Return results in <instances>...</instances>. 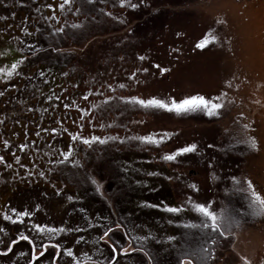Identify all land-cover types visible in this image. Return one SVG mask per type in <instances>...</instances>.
Instances as JSON below:
<instances>
[{"label":"rangeland","instance_id":"1","mask_svg":"<svg viewBox=\"0 0 264 264\" xmlns=\"http://www.w3.org/2000/svg\"><path fill=\"white\" fill-rule=\"evenodd\" d=\"M2 1L9 2L0 0V5ZM16 2L10 0L11 5ZM84 3L98 12L88 17L92 28L87 38L95 42V48L86 57L90 68L86 82L79 83H88L94 93L92 107L86 103L73 114L78 125L71 128L94 142V149L102 150H95L86 162L83 159L81 167L106 199L108 210L122 212L121 200L129 195L132 201L124 212L131 216L132 235L142 246L155 250L164 263L173 248L192 241L202 216L193 203L185 204L188 197L204 203L220 220L227 219L229 212H239L242 217L226 233L228 241L214 254V264H244L241 257L260 264L264 214L253 215L260 212V205L251 192L264 200L262 6H256L255 0H124L123 5L120 0H84L82 12ZM8 13L0 6V141L8 143L0 142V264H84L89 260L110 264L116 253L99 238L95 207L88 206L70 184L53 179L34 184L39 175L33 172L34 160L27 161L29 147L21 144L35 141L30 129H21L17 122L30 115V90L11 69L17 53L29 50L30 41L13 37ZM85 14L73 18L77 23L70 27L81 24ZM87 24L81 25L83 32ZM201 40L208 42L198 48ZM87 64L82 68L87 69ZM133 95L177 101L203 95L209 100L218 97L216 102L223 107L209 116L203 109L177 113L121 99ZM109 96L116 102H106ZM67 122L71 119L59 124ZM9 132H15L14 142L5 139ZM25 134L30 137L27 141ZM142 135L153 140L140 141ZM93 136L99 140L92 141ZM191 144L196 148L177 152ZM173 152L177 155L172 160L165 159ZM167 207L182 211L169 212ZM21 211L30 215L19 217ZM118 224L117 238L124 229ZM131 258L118 257L111 264H130Z\"/></svg>","mask_w":264,"mask_h":264},{"label":"trees","instance_id":"2","mask_svg":"<svg viewBox=\"0 0 264 264\" xmlns=\"http://www.w3.org/2000/svg\"><path fill=\"white\" fill-rule=\"evenodd\" d=\"M83 1L70 0L66 8L60 7L63 0H53V2L52 0L51 2L50 0H17L15 5H11L9 0L8 4L2 1L0 5L9 10L6 20H8V26L15 31L13 37L19 36V38L30 41L29 50L23 52L22 55L17 53L14 62L15 67H11V69L14 68V71H17L16 78L19 82H23L24 88L29 87L28 90H30V115H26L24 119H18L17 122L21 129L23 126L25 130L27 127L30 129L35 141L29 145L27 137L29 139L30 137L25 134L24 139L27 142L21 144V146L29 147L27 161L32 162L34 160L35 169L33 172L39 175L38 181L34 184L43 185L45 179L49 181L53 179L61 184L72 185L74 192L80 194L88 206L95 207L97 217L95 228L100 229L99 238L104 232L112 229L109 235L105 237L108 247L116 250L117 258H130L131 256L130 264H179L184 259L190 261V264H214L216 258L214 254L217 255V252L223 248L224 243L228 240L225 236H219V233L214 232L211 228L201 227L202 222H208L206 217L200 216L199 223L197 226L195 225L194 235L190 238L192 241L189 244L182 241V245L173 248L172 253L167 256V263H164L159 260L155 250L151 251L142 246L137 238L132 235L130 231L131 216L124 212L132 201L129 195L127 198H123L126 200H121V204H124L122 212L108 210L106 199L99 196L97 189L90 181L89 174L81 167L83 159L86 162L90 155L94 156L95 150L102 151L94 149V142L83 143V139L88 140V137L74 134L75 131L71 128L74 124L78 125L73 114L82 109L86 103L89 104V108L92 107L90 99L94 93L88 83H79L81 79L86 82V75L89 74L88 71L90 70L87 62H85L88 59L86 57L91 55L95 48L93 46L95 42L92 43L87 38L90 34L87 32L92 28V22H89L88 17H91L92 13L98 12L88 9L92 2L91 4L84 3L86 14L78 28L70 27L71 24L77 23H73V18L78 19L85 13L82 12ZM12 9L18 10V13L11 12ZM68 12L71 15H68ZM69 16L72 19L68 20ZM84 23H88L86 27L83 25L85 32L81 29V25ZM56 28H62L63 31L57 33ZM86 64L87 69L82 68L81 65L86 67ZM111 101L116 102L114 97L109 102ZM115 104L111 103L110 105ZM64 119H71V122L62 126L59 123ZM64 129L67 132L64 133ZM0 132L3 133L2 130ZM0 137L2 136L0 135ZM5 139L14 142L15 132H9L5 135ZM0 142L2 145L4 143V146L8 144L2 140ZM30 148L33 149L31 153ZM65 152L68 153L67 157L64 155ZM56 161H61V163L58 164ZM21 166L23 167V165ZM25 168L28 171L33 170L29 167ZM111 178L113 179V177ZM31 180L33 179H28V181ZM227 216V219H222L220 222L224 223L227 232H230L236 225L231 221H239L242 216L239 212H229ZM118 223L124 229L119 231V234L123 232V235L120 234V237L117 238L115 225ZM220 230L223 231L224 228ZM212 235H215V241L212 245H208L206 240ZM126 244L132 248L130 251L126 250ZM227 244L225 245L227 246ZM121 249H123V253H121ZM112 262L113 260H111ZM84 264L103 263L89 260Z\"/></svg>","mask_w":264,"mask_h":264},{"label":"snow or ice","instance_id":"3","mask_svg":"<svg viewBox=\"0 0 264 264\" xmlns=\"http://www.w3.org/2000/svg\"><path fill=\"white\" fill-rule=\"evenodd\" d=\"M69 3H70V0H63V4L60 5V7H63L64 5H67ZM120 3L123 5L124 4V0H120ZM48 7H51V5H48ZM131 7H135V5H131ZM73 27H78V25H73ZM55 31L57 33H59V32H62L63 29L62 28H56ZM213 39H215V38L213 37ZM207 42H208L207 40H201L200 42L197 43L196 46L198 48L205 47ZM141 59H143V57H141ZM13 67H15V65H13ZM143 71H147V69H143ZM160 71L163 72V71H165V69L160 68ZM120 87L123 88L124 85L121 84ZM109 88H111V85H109ZM105 99H106V101H110L112 99V97L109 96V97H106ZM121 99L122 100L123 99H128L130 102H132V103H134L136 105H139L141 107H144V108H158V109H164V110H167V111H175L177 113L184 112V111H195L197 109H203L205 114L209 115V116L213 115L215 110H219V109H221L223 107V105L221 103L216 102V100L219 99L218 97L214 98L213 100H209V99H206L205 96H203V95H191V96H187V97H185L183 99H180L179 101H177L175 99H172L170 97L167 98V100H166V99L156 98L155 96H153L151 98H148V99H141V98H138L135 95L130 96L128 98L121 97ZM53 131H55V129H53ZM138 139L140 141H151V140H153V137L143 136L142 135V136H139ZM98 140H99L98 136H93L92 137V141H98ZM100 142L103 143V141H100ZM5 143H7V142H5ZM83 143L88 144L89 140L83 139ZM251 147L252 148L256 147V144H255L254 140H251ZM195 148H196V145L195 144H191V145H188L187 147L179 148L177 150V152L178 153H185V152H189V151H191V150H193ZM177 152H173L171 155L166 156L165 159L172 160L177 155ZM64 155L67 157L68 153L65 152ZM56 163L59 164V163H61V161H56ZM231 179L234 182H237V183L239 182L238 178L235 177V176L231 177ZM244 183L247 184L248 189H252V184L249 181L244 179ZM190 187L193 190H196V185L195 184L190 185ZM251 195L257 202H259V205H260V212H253V215L264 214V200H261L260 196L255 191H252ZM187 203H193L195 212L200 213L204 217L207 218L208 222H202L201 223V227H203L205 229L211 228L214 232H218L219 236H221V237L226 235L228 230L224 226V223L220 222V219L217 217L215 212L210 211L209 208L206 207L204 203L195 202L192 197H188L187 198L185 204H187ZM166 210L169 211V212H173V213H177V212H181L182 211L181 208H177V207H167ZM15 211L16 210L13 209V212H15ZM25 215H30V213H25L23 211L18 213L19 217H24ZM6 219H7V217H6ZM225 223H227V221H225ZM231 223L238 224L239 221L238 220H232ZM115 228L119 229L120 225L116 224ZM221 228H224V230L221 231L220 230ZM111 231H112V229H109L108 231L104 232V234L100 237V239L104 240L105 237L108 236ZM215 238H216L215 235L210 236L206 240V243L208 245H212L214 243V241H215ZM24 239L27 240L28 237L25 236ZM140 239L143 240V239H145V237L141 236ZM168 239L171 240L173 238L169 237ZM13 243H15V241H13ZM9 247H10V245H9ZM113 251L115 253L116 250L114 249ZM120 251H121V253H123V249H121ZM41 255H42V253H41ZM69 255H71V252H69ZM206 255H207V253H206ZM116 258L117 257L114 254L112 256V260L115 261ZM33 259H35V256H33ZM241 259L244 261V264H250V262L248 261V259L246 257H241ZM29 264H31V261L29 262ZM179 264H184V262L180 261ZM260 264H264V260H261Z\"/></svg>","mask_w":264,"mask_h":264},{"label":"flooded vegetation","instance_id":"4","mask_svg":"<svg viewBox=\"0 0 264 264\" xmlns=\"http://www.w3.org/2000/svg\"><path fill=\"white\" fill-rule=\"evenodd\" d=\"M255 3H256V6L258 5H261L262 6V10H263V13H264V0H255ZM239 14H243V10L240 9V11H238Z\"/></svg>","mask_w":264,"mask_h":264}]
</instances>
